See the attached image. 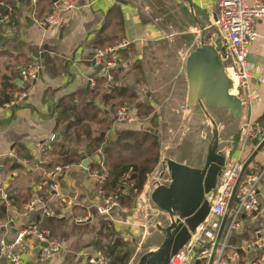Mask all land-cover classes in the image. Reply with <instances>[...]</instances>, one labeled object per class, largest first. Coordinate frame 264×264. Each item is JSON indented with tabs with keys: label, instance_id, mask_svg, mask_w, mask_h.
Returning <instances> with one entry per match:
<instances>
[{
	"label": "crops",
	"instance_id": "obj_1",
	"mask_svg": "<svg viewBox=\"0 0 264 264\" xmlns=\"http://www.w3.org/2000/svg\"><path fill=\"white\" fill-rule=\"evenodd\" d=\"M190 2L193 10L200 12L202 17L207 16L208 21L213 17L212 0ZM0 4L12 8L16 22L10 28L0 23V91L3 77L8 78L16 88L11 92L12 99L20 91L19 66L33 58V53L39 55L40 63L38 77L25 100L16 107L4 109L0 106V195L2 192H14L23 197L29 195L32 200H43L32 211L25 208L29 202L6 206L0 200V238L13 240L25 225L34 223L46 230L61 249L48 260L40 261L38 242L34 237H26L19 248L24 264H87L88 257L100 252L98 244L107 247L113 243L123 244L129 251L127 264H137L143 255L158 250L164 239L159 228H164L169 222L168 215L150 200L154 190L151 179L160 176L165 161L162 154L159 153L161 158L153 172L156 171L148 175L130 213L119 208L108 214L98 213L97 207L103 203L99 188L101 182L91 167L97 158L84 157L85 144L69 146L83 157L79 164L66 166L59 172L56 168L54 172L48 171L43 164L54 156L52 143L62 139L65 123L59 119L61 102L72 98L76 103L93 101L102 104L101 88L98 95L93 92L96 80L101 78L92 63L96 49L116 46L123 40L129 42L118 53L119 66L112 74L116 78L114 84L132 89L138 97V105L145 103L144 92L154 83L146 62L156 56V47L151 44L159 40L155 28L151 23H142L139 8L132 0H80L78 8L64 13L57 26L46 29L32 22L40 19L38 12L46 15L52 5L51 0H38V11L30 8L28 0H0ZM255 27L258 37L249 49L248 62L256 70L252 74L251 88L258 97L251 105L244 96L240 98L243 118L239 127H233L224 119L218 127L219 151L223 154L228 152V157L225 156L228 162L246 161L254 151L251 142L241 137L243 122L250 120L261 124L259 122L264 118V19L259 20ZM259 76L263 82H259ZM129 81L133 84L125 86ZM144 83L146 89L141 86ZM118 101L115 99L113 103ZM116 109H111L110 105L102 107L104 117L111 121V128L100 133L104 134L109 145L122 130H149L147 122L133 126L115 124ZM55 136L58 139L55 140ZM39 141H50L51 146V151L41 163L33 149ZM11 151H15L16 158L12 159L20 164V169L11 170L8 162ZM84 161L88 162L87 167L82 166ZM175 162L194 169L204 166V163ZM263 164L264 150L254 158L249 168L256 170ZM41 183L45 185L44 190ZM51 185H55L53 190ZM258 200L257 216L243 221L231 236L230 250L227 251L229 264H253L264 259V249L249 246H253L255 240L264 243V178ZM48 211L52 215H47ZM197 262L193 257L186 264ZM0 264L7 263L0 259Z\"/></svg>",
	"mask_w": 264,
	"mask_h": 264
},
{
	"label": "built area",
	"instance_id": "obj_2",
	"mask_svg": "<svg viewBox=\"0 0 264 264\" xmlns=\"http://www.w3.org/2000/svg\"><path fill=\"white\" fill-rule=\"evenodd\" d=\"M80 0H59L52 4L49 14L35 20L41 29L52 28L59 24L62 15L66 12L78 8ZM30 8L35 9L37 0H28ZM213 17L211 18V27H214V33L209 35L207 44L216 48L215 42L219 40L223 52L218 49L220 61L224 66L225 72L233 75L228 76L233 82L232 93L241 98L244 96L248 104H253L258 94L253 92L252 74L256 73L248 62V54L251 45L258 37L256 23L264 19V0H212ZM0 6H6L0 4ZM8 12H0V23L6 27L12 26V12L9 6H6ZM129 42L123 40L120 44L105 49H96L93 54L94 68L97 74L104 78L107 84L111 85L113 80V70L119 66L118 53ZM40 63L39 59L31 58L25 61L18 69L20 81V91L16 93L9 103L1 106L4 109L16 107L25 100L29 89L38 77ZM259 82L263 78L259 76ZM135 109L131 106L118 107L114 114L113 122L117 125L133 126L142 124ZM240 134L244 140L257 139L261 142L264 139V124H258L250 120H245L240 127ZM38 161L43 162L51 151L50 141H39L33 146ZM9 157L16 158L15 151L9 153ZM245 161L228 162L221 170L217 178L216 188L206 198L210 205V211L205 221L191 235L188 244L181 249L178 254L171 258L168 264H186L193 257L197 260L211 259V264H229L226 248L230 246L231 236L237 231L243 221L252 219L259 213L258 191L260 190L264 178V164L255 170L246 169L241 176ZM57 172L61 169L56 168ZM162 172L164 175L158 176L154 180V188L157 185H168L169 176L165 171L163 162ZM161 172V174H162ZM160 174V175H161ZM49 176V175H47ZM107 177V171L103 167L102 174L99 175L100 182H104ZM239 181L234 193L233 203L228 213V222L225 224L223 232L217 242L219 230L222 225L229 201L237 182ZM52 190L55 185H51ZM0 200L6 206L13 203L12 197L6 192H2ZM42 198H35L30 201L25 208L32 211L34 206L41 203ZM112 208L118 209L117 202L112 198L103 199V203L97 207L100 214H108ZM47 215H52L50 211ZM26 237H34L40 246L39 260H48L54 253L60 251V246L51 240L49 233L34 223H29L21 229L17 237L13 240L0 238V259L7 264H24L20 254V246ZM42 245H45L43 247ZM216 246V248H215ZM250 247L264 249V243L255 240ZM215 248V251H214ZM214 251V254H213ZM87 264H109L102 253H97L86 259ZM253 264H264V259L253 262Z\"/></svg>",
	"mask_w": 264,
	"mask_h": 264
},
{
	"label": "water",
	"instance_id": "obj_3",
	"mask_svg": "<svg viewBox=\"0 0 264 264\" xmlns=\"http://www.w3.org/2000/svg\"><path fill=\"white\" fill-rule=\"evenodd\" d=\"M180 1L188 6L189 12L194 16L190 0ZM57 2L59 0H51L52 4ZM193 18L202 32V40L201 45L190 52L185 60L186 116L190 120L196 118L210 122L213 140L201 169L190 168L170 159L164 161L170 183L157 185L150 194V200L159 210L168 215L169 222L164 228H159L164 234V239L158 250L143 255L137 264H168L171 258L188 244L191 235L208 217L210 205L206 198L216 188L217 178L225 165V156L219 151V134L212 119L213 115L221 114L222 119L233 127H239L243 118L242 100L232 94L233 82L226 75L218 55V49L223 52V48L219 40L215 42L216 48L207 44L205 40L209 38V34L198 19L195 16ZM28 21L32 22L29 19ZM32 56L39 59L37 53H33ZM92 63L94 66L93 60ZM54 139H58V136ZM250 142L254 151L244 162L241 176L254 158L264 150V139L261 142L257 139ZM87 165V161L82 163L83 167ZM163 175L164 172L160 176ZM238 183L239 181L222 220L217 242L225 227ZM116 209L112 208L110 212ZM42 246L45 247V245ZM206 262L207 260L203 259L198 260L197 263L205 264ZM207 264H211V259Z\"/></svg>",
	"mask_w": 264,
	"mask_h": 264
},
{
	"label": "trees",
	"instance_id": "obj_4",
	"mask_svg": "<svg viewBox=\"0 0 264 264\" xmlns=\"http://www.w3.org/2000/svg\"><path fill=\"white\" fill-rule=\"evenodd\" d=\"M38 0L36 5V11ZM12 26L16 25L15 13L12 8ZM50 11V8L47 12ZM0 12L5 14L8 12L6 6L0 7ZM115 12H118L115 9ZM47 14V13H46ZM38 17L42 18V14L38 12ZM109 45L110 42H108ZM108 47H100L105 49ZM116 78H113L111 85L107 84L104 78L96 80L93 92L98 95L99 88L102 90V104L98 105L92 102H74L72 98L63 100L59 106L61 119L65 125L63 128L62 139L58 143H52L54 146V156L48 163L43 164L44 169L54 172L59 167L64 168L69 165L79 164L83 158L81 154H77L74 150L69 149L70 145L85 144L84 157H96L92 170L100 175L103 167L107 171V177L99 184L103 199H114L119 209L130 213L133 210L136 198L143 191V187L147 181L149 174L153 172L159 162V143L157 134L154 130L137 131L131 129L122 130L115 136V139L109 145L101 136V133L107 132L111 128V121L103 115L102 107L125 106L128 101H137V95L125 87H116L114 84ZM0 91V106L11 101V92L15 91V84L8 78L3 77ZM115 99H119L118 103H113ZM144 109L142 115H148L152 112V107L146 103L140 104L139 109ZM264 123V118L259 122ZM49 159V158H48ZM47 160V159H46ZM11 170L20 169V164L13 159H8ZM49 183V182H48ZM42 190L45 189L44 183H41ZM12 196H11V195ZM13 199L12 206H19L21 203L32 201L29 195H15L9 192ZM24 199H23V198ZM44 198V197H43ZM23 199V200H22ZM122 247L121 250H117ZM100 251L107 259L109 264H127L129 260V251L120 243H113L111 246L104 247L102 244L97 245Z\"/></svg>",
	"mask_w": 264,
	"mask_h": 264
},
{
	"label": "rangeland",
	"instance_id": "obj_5",
	"mask_svg": "<svg viewBox=\"0 0 264 264\" xmlns=\"http://www.w3.org/2000/svg\"><path fill=\"white\" fill-rule=\"evenodd\" d=\"M132 1L139 8L142 23H151L159 40L151 43L156 47V56L146 62L154 83L151 89L145 90L143 100L152 106V112L142 115L145 110L139 109L136 101H128L126 106L136 110L142 120L141 125L147 122V128L157 134L158 150L165 160L202 165L213 140L212 127L210 122L196 118L189 120L185 115V57L201 45L202 32L193 17L198 19L209 35L214 33L212 19L208 21L207 16L202 17L195 9L193 16L188 6L180 0ZM205 42L208 43L207 40ZM128 83L125 86L133 84L132 81ZM143 88L146 89L145 86ZM212 119L218 130L223 123L222 117L215 115ZM221 154L228 157V152ZM155 178L151 179L153 183ZM229 250L227 247L226 253Z\"/></svg>",
	"mask_w": 264,
	"mask_h": 264
},
{
	"label": "bare ground",
	"instance_id": "obj_6",
	"mask_svg": "<svg viewBox=\"0 0 264 264\" xmlns=\"http://www.w3.org/2000/svg\"><path fill=\"white\" fill-rule=\"evenodd\" d=\"M226 75H228L229 77L231 76L233 78V75L229 72H226Z\"/></svg>",
	"mask_w": 264,
	"mask_h": 264
}]
</instances>
